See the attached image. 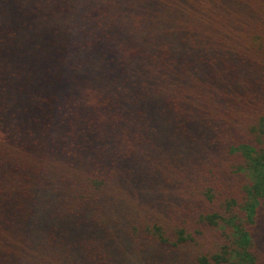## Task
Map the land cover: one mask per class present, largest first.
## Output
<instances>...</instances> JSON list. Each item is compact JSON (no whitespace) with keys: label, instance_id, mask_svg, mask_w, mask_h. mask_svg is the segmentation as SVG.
I'll list each match as a JSON object with an SVG mask.
<instances>
[{"label":"trees","instance_id":"16d2710c","mask_svg":"<svg viewBox=\"0 0 264 264\" xmlns=\"http://www.w3.org/2000/svg\"><path fill=\"white\" fill-rule=\"evenodd\" d=\"M0 264H264V0H0Z\"/></svg>","mask_w":264,"mask_h":264}]
</instances>
